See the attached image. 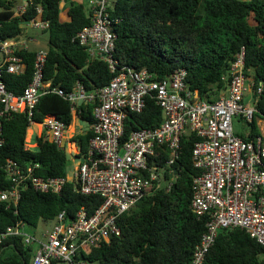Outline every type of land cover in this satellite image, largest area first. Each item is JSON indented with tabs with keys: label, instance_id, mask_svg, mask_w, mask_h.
<instances>
[{
	"label": "built area",
	"instance_id": "2783aa9c",
	"mask_svg": "<svg viewBox=\"0 0 264 264\" xmlns=\"http://www.w3.org/2000/svg\"><path fill=\"white\" fill-rule=\"evenodd\" d=\"M61 9L68 5L62 2ZM29 0H21L15 15L26 12ZM111 0H88L90 24L76 39L92 60L99 59L116 73V35L109 8ZM41 13V9H38ZM24 31L9 39L0 38V148L5 144L4 123L15 114H25L29 129L39 128L35 144L24 148L39 149V140L55 144L77 161L67 177L38 175L40 165L8 161L3 170L10 187L0 191V201L17 207L23 187L32 186L41 193L58 194L68 182H75L82 195L100 196L102 204L92 214L82 207L71 223L61 212L49 233L41 238L16 223L0 231V245L11 237L21 238L26 247H34L31 264H93L84 253L120 236L119 218L131 211L144 197L160 190L170 191L178 175L174 164L180 157L181 140L188 132L199 141L193 149V163L200 174L193 182L192 211L206 220V230L195 247L189 264H204L219 234L236 228L246 231L264 246V114L258 117V103L264 96V83L258 88L246 76V49L236 55L227 88L213 102L203 100L198 91L186 84L187 72L176 69L170 76L156 80L147 69L122 68L105 86L88 92L81 83L66 91L45 79L48 50L38 48L34 56L31 82L22 94L8 90L7 75L26 71L25 53L38 41L30 30L45 31L49 22L35 20L21 25ZM2 55V57H1ZM55 94L68 101L74 119H80L83 105L93 104V136L85 156L73 137L69 125L56 116L34 120L41 99ZM250 94L249 102L245 98ZM149 100L163 112V121L154 129H138L123 140L129 113H142ZM249 126L256 122L259 135L245 140L234 130V118ZM168 149L164 165L158 162L160 148Z\"/></svg>",
	"mask_w": 264,
	"mask_h": 264
},
{
	"label": "trees",
	"instance_id": "16d2710c",
	"mask_svg": "<svg viewBox=\"0 0 264 264\" xmlns=\"http://www.w3.org/2000/svg\"><path fill=\"white\" fill-rule=\"evenodd\" d=\"M64 0H29L26 12L15 15L20 0H0V38L20 35L22 24L47 21L46 49L48 60L45 79L66 91L81 83L88 92L106 84L125 67L147 69L156 80L170 76L176 69L186 70V84L198 91L206 101H216L227 88L231 66L242 47L246 49V76L258 88L264 83V0H111L109 12L116 35L114 57L118 71L112 73L102 60H92L76 39L90 24V15L79 0H66L67 17H61ZM38 9H41L39 13ZM42 32V31H40ZM35 48L25 53L27 69L19 75H7L8 90L22 94L34 72ZM94 105H83L79 118L94 123ZM257 116L264 114V96L258 103ZM72 125L71 105L62 97H43L35 110L34 120L46 116ZM163 121V112L149 100L142 113H129L122 141L138 129H154ZM28 118L15 114L4 123L6 142L0 148V191L10 187L3 166L8 161L40 165L38 175L67 177L68 155L55 144L39 140L36 152L24 148ZM245 140L259 135L256 122L249 125ZM93 133L77 134L73 141L85 156ZM199 138L191 132L181 140L180 157L174 164L178 178L170 191L160 190L142 198L119 218L120 236L99 248L84 253L93 264H189L195 247L206 230V220L192 211L193 182L200 171L193 163V149ZM158 162L169 158L166 147L159 149ZM100 196L82 195L75 182H68L63 191L41 193L26 185L17 207L0 201V231L16 223L37 228L40 222H55L65 211L67 223L75 220L80 208L90 214L102 204ZM34 247L23 245L21 238L11 237L0 245V264H31ZM204 264H264V246L246 231L236 228L222 231L209 251Z\"/></svg>",
	"mask_w": 264,
	"mask_h": 264
},
{
	"label": "rangeland",
	"instance_id": "374dc122",
	"mask_svg": "<svg viewBox=\"0 0 264 264\" xmlns=\"http://www.w3.org/2000/svg\"><path fill=\"white\" fill-rule=\"evenodd\" d=\"M21 1V0H20ZM82 1L83 4L86 6L87 10H88V0H79ZM31 34H34V36L37 39V43L32 46V48L38 49V48H46V44L48 42V35L44 34L43 31H37V30H30ZM251 96L250 94L247 95V97L245 98V102H249ZM88 124H86L85 122L81 121L80 119H74L72 125L69 127L68 130V136L69 138L74 137L75 135L79 134L82 131H85L88 129ZM82 130V131H81ZM234 130L236 132V134H246L249 130V127L242 121L241 118L239 117H235L234 118ZM39 128L34 127L32 129H29L27 131L26 134V138H25V142L28 145H33L36 142V136L39 133ZM31 151L36 152L37 149L36 148H31ZM69 159V163H68V174H71V171L74 170L75 165H77V161L73 160L71 158V156H68ZM55 222H40V224L37 226V228H32L27 226V231L32 234V235H36L39 238L42 237L43 234L49 233L52 228L54 227Z\"/></svg>",
	"mask_w": 264,
	"mask_h": 264
},
{
	"label": "crops",
	"instance_id": "0c3cea01",
	"mask_svg": "<svg viewBox=\"0 0 264 264\" xmlns=\"http://www.w3.org/2000/svg\"><path fill=\"white\" fill-rule=\"evenodd\" d=\"M61 17L64 18V19L67 17V6L66 7L64 6V9H62V11H61ZM249 133H250V130H248V132L245 135H248Z\"/></svg>",
	"mask_w": 264,
	"mask_h": 264
},
{
	"label": "water",
	"instance_id": "95a60500",
	"mask_svg": "<svg viewBox=\"0 0 264 264\" xmlns=\"http://www.w3.org/2000/svg\"><path fill=\"white\" fill-rule=\"evenodd\" d=\"M1 57H2V55H1Z\"/></svg>",
	"mask_w": 264,
	"mask_h": 264
}]
</instances>
